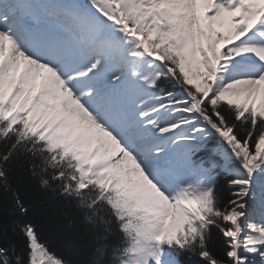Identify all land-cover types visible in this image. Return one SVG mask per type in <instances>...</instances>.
Masks as SVG:
<instances>
[{
	"label": "snow or ice",
	"instance_id": "6c2138e0",
	"mask_svg": "<svg viewBox=\"0 0 264 264\" xmlns=\"http://www.w3.org/2000/svg\"><path fill=\"white\" fill-rule=\"evenodd\" d=\"M21 173L88 264H264V0H0V264H72Z\"/></svg>",
	"mask_w": 264,
	"mask_h": 264
},
{
	"label": "trees",
	"instance_id": "16d2710c",
	"mask_svg": "<svg viewBox=\"0 0 264 264\" xmlns=\"http://www.w3.org/2000/svg\"><path fill=\"white\" fill-rule=\"evenodd\" d=\"M18 184L22 193L28 195L36 204L37 211L33 214V219L39 225L40 239L49 248L72 264H88L91 257V244L88 240L87 227L78 214H73L74 227L69 230L59 216L51 215L53 208H62L63 202L56 199H49L38 194L34 187V182L29 180L26 174H19ZM222 196L227 199L229 195L223 177L220 178ZM11 235V234H10ZM213 240L215 250L218 254H223L224 237L216 229H213Z\"/></svg>",
	"mask_w": 264,
	"mask_h": 264
}]
</instances>
